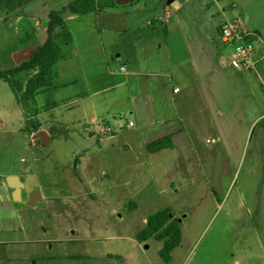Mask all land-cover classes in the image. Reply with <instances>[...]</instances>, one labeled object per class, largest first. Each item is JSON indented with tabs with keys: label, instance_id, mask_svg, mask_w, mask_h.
<instances>
[{
	"label": "rangeland",
	"instance_id": "1",
	"mask_svg": "<svg viewBox=\"0 0 264 264\" xmlns=\"http://www.w3.org/2000/svg\"><path fill=\"white\" fill-rule=\"evenodd\" d=\"M70 1L0 0V69ZM209 2L64 13L51 86L21 105L0 81V180L30 174L40 194L0 200V264H264V57L221 65L230 46ZM29 119L41 146L20 132ZM170 132V147L146 151ZM164 207L180 229L168 262L160 241L134 239Z\"/></svg>",
	"mask_w": 264,
	"mask_h": 264
},
{
	"label": "trees",
	"instance_id": "2",
	"mask_svg": "<svg viewBox=\"0 0 264 264\" xmlns=\"http://www.w3.org/2000/svg\"><path fill=\"white\" fill-rule=\"evenodd\" d=\"M112 4H114L113 0H72L59 10L51 9L47 12L45 36L42 42L33 46L31 55L25 61L0 69V81L8 84L17 103L24 105L33 100L38 89H47L51 86L53 65L59 57V45H65L70 41L63 14H84ZM28 38L29 36L26 35V39ZM28 70H34V72L24 84H21L15 75ZM36 127L37 124L33 126V128ZM170 144L169 136L163 135L146 143L145 149L153 152L167 148ZM134 239L137 242H145L148 239L160 241L158 255L163 262H168L170 252L179 244L180 229L176 219L170 215L169 209L164 207L146 216L144 226L135 233Z\"/></svg>",
	"mask_w": 264,
	"mask_h": 264
},
{
	"label": "crops",
	"instance_id": "3",
	"mask_svg": "<svg viewBox=\"0 0 264 264\" xmlns=\"http://www.w3.org/2000/svg\"><path fill=\"white\" fill-rule=\"evenodd\" d=\"M209 4L211 5V8L208 7L204 9L205 11L204 14L207 17V19L208 20L212 19V15H213L212 11H215L214 12L215 15L218 14L219 16V18L217 19L214 25L216 29V34H215L216 36L219 37L218 30L222 23L229 22L231 24H234V26L238 30H245L250 33V38L254 41V44H255L252 57L254 58L255 53H259L257 56H260V58L264 57V0H210ZM165 5H168V4H165ZM213 6L215 8L214 10H212ZM162 7L164 6L162 5ZM164 14L165 15L169 14V11L166 6H165ZM16 18H18V16H16L15 19ZM166 20L167 19H164V21ZM203 37H204L203 41L202 40L200 41H202L203 45L208 46L206 37L205 36ZM208 42H210V39L208 40ZM222 58L220 60V63L221 65H224L222 64ZM119 69L123 71V67H119ZM246 70H250V69H246ZM91 120L93 122L96 121L93 117H91ZM28 123L30 127H25V130L20 131L28 137L33 132V126L35 124H37L36 128H42L40 127V125H38V123H35L32 119H29ZM100 129L104 130L105 128L101 127ZM171 133L172 132L164 134V135L169 136L170 141H171V135H172ZM34 188L38 191V188H36L35 185H34ZM38 195L40 198L39 191H38Z\"/></svg>",
	"mask_w": 264,
	"mask_h": 264
},
{
	"label": "water",
	"instance_id": "4",
	"mask_svg": "<svg viewBox=\"0 0 264 264\" xmlns=\"http://www.w3.org/2000/svg\"><path fill=\"white\" fill-rule=\"evenodd\" d=\"M131 1L132 0H113V3L121 5ZM172 1L173 0H165V4H169ZM32 49L33 45L27 44L12 52L11 58L14 64L16 65L21 61H25L31 55ZM30 139L41 146L48 140V135L43 129L33 128ZM34 185L35 181L30 174L23 177L22 180L14 174H8L4 179L0 180V200H20V193L24 190L29 195L28 203L33 204L34 201L39 198L38 191L34 188Z\"/></svg>",
	"mask_w": 264,
	"mask_h": 264
},
{
	"label": "built area",
	"instance_id": "5",
	"mask_svg": "<svg viewBox=\"0 0 264 264\" xmlns=\"http://www.w3.org/2000/svg\"><path fill=\"white\" fill-rule=\"evenodd\" d=\"M218 35L222 44L230 46L229 58L223 57L222 64H234L250 69L254 63L252 55L255 48L250 33L238 30L233 24L225 22L220 25ZM176 90V87L173 88V91ZM126 125L130 126L131 122L128 121Z\"/></svg>",
	"mask_w": 264,
	"mask_h": 264
},
{
	"label": "flooded vegetation",
	"instance_id": "6",
	"mask_svg": "<svg viewBox=\"0 0 264 264\" xmlns=\"http://www.w3.org/2000/svg\"><path fill=\"white\" fill-rule=\"evenodd\" d=\"M23 179V176H22V178H21V180ZM21 192H25L24 190H22ZM26 193V192H25Z\"/></svg>",
	"mask_w": 264,
	"mask_h": 264
}]
</instances>
